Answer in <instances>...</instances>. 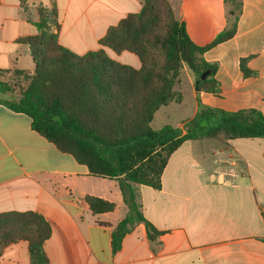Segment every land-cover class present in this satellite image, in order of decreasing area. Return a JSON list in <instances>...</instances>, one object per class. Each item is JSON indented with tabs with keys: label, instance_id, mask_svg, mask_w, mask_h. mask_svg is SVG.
<instances>
[{
	"label": "crops",
	"instance_id": "1",
	"mask_svg": "<svg viewBox=\"0 0 264 264\" xmlns=\"http://www.w3.org/2000/svg\"><path fill=\"white\" fill-rule=\"evenodd\" d=\"M143 1L0 0V73H33L30 49L19 39L38 33V7L54 12L58 29L52 31L71 53L102 49L114 61L139 69L135 54H116L100 40L110 27L138 14ZM167 2L197 46L229 27L224 0ZM241 3L234 36L203 54L216 66L218 92L198 97L210 108L264 115V0ZM241 60L253 75L243 76ZM182 90L180 106L185 90L195 101L193 82ZM176 105L160 107L154 117L160 109L162 118L175 117ZM196 111L197 105L179 119H191ZM206 143L183 142L170 155L159 190L136 185L143 217L163 234L151 242L144 224L134 223L113 254L111 233L127 215L117 181L91 176L86 166L33 131L26 115L0 104V214L31 211L45 219L51 228L43 244L49 264H264V138L227 140L216 148ZM85 196L115 208L94 215ZM0 264H30L27 243L7 246Z\"/></svg>",
	"mask_w": 264,
	"mask_h": 264
},
{
	"label": "trees",
	"instance_id": "2",
	"mask_svg": "<svg viewBox=\"0 0 264 264\" xmlns=\"http://www.w3.org/2000/svg\"><path fill=\"white\" fill-rule=\"evenodd\" d=\"M224 4L229 27L211 43L197 46L174 17L167 0H144L138 14L110 27L100 40L101 46L116 54H135L139 69L114 61L102 49L75 55L63 48L52 31L58 29L54 12L42 7L37 9L38 33L19 39L30 49L34 70L31 75L15 71L27 76L28 83L17 97L0 99V104L26 115L33 131L86 166L91 176L117 181L127 215L111 233L113 254L121 249L134 223L144 224L151 242L163 234L143 217L136 185L159 190L167 161L183 142L215 140L226 144L238 138H264V115L259 111L210 108L198 97L200 92H218L216 66L207 63L203 54L232 38L236 31L241 0H224ZM183 65L194 82L198 81L197 111L181 127L164 125L154 130L151 122L155 112L183 101V94L175 90ZM206 70L210 75L200 80ZM240 70L243 76L253 75L244 60ZM11 91V86L0 80V93ZM84 201L94 215L115 208L97 197L85 196ZM50 235L49 224L38 213L0 214V255L10 244L25 241L30 264H49L43 244Z\"/></svg>",
	"mask_w": 264,
	"mask_h": 264
},
{
	"label": "rangeland",
	"instance_id": "3",
	"mask_svg": "<svg viewBox=\"0 0 264 264\" xmlns=\"http://www.w3.org/2000/svg\"><path fill=\"white\" fill-rule=\"evenodd\" d=\"M230 9V8H229ZM230 20L232 21V18L230 17ZM179 83L175 86V90L178 91L179 93L183 94V86L187 84V82L191 81L194 83V77L191 74V72L187 69L185 65L182 66V69L179 73ZM0 80L4 81V83H7L8 85L11 86L12 91L10 93H0V99H11L14 97H17L18 92L22 89H24L28 83V78L27 76L23 75H18L14 73H11L10 75L5 74V75H0ZM190 84V83H189ZM190 87H192L190 85ZM184 105L185 106H180V104H177L174 106L175 109H177V114L173 118L168 116L169 118H162L160 115L162 113V109L159 110L158 114L154 117L151 127L154 130L160 129L162 126L166 124L174 125V127H181L183 121L179 118H188L192 112V109L195 108L196 104L191 96V93L189 91H184ZM183 105V104H182ZM179 119V120H178ZM178 120V121H177ZM168 122V123H165ZM206 144L211 145L213 148L217 147V144L219 143L218 141L215 140H208ZM220 144V143H219Z\"/></svg>",
	"mask_w": 264,
	"mask_h": 264
},
{
	"label": "water",
	"instance_id": "4",
	"mask_svg": "<svg viewBox=\"0 0 264 264\" xmlns=\"http://www.w3.org/2000/svg\"><path fill=\"white\" fill-rule=\"evenodd\" d=\"M211 71L210 70H206L204 71L201 75H200V80H205L209 75H210ZM197 84H198V81H195L194 82V88L195 90L197 89Z\"/></svg>",
	"mask_w": 264,
	"mask_h": 264
}]
</instances>
